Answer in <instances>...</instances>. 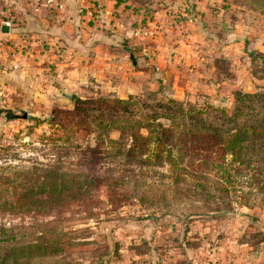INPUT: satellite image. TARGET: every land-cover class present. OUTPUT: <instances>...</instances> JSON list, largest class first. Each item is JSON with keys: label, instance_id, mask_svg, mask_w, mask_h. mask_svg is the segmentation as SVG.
<instances>
[{"label": "rangeland", "instance_id": "rangeland-1", "mask_svg": "<svg viewBox=\"0 0 264 264\" xmlns=\"http://www.w3.org/2000/svg\"><path fill=\"white\" fill-rule=\"evenodd\" d=\"M124 2L135 12L142 11L136 20V25L142 28L145 27L143 19H149L152 12L155 15L164 6L169 26L174 27L176 18L182 23L172 28V32H176L173 34L179 32L181 42L190 47L179 46L181 53L186 54V49L192 55L195 52L191 63L182 65L183 71L178 75L180 86L171 85L169 78L161 82L164 76L155 74L149 79L140 78L139 82L128 81L132 84L129 88L135 92L133 96L154 93L156 97H171L185 105L206 104L229 113L235 92H264V0ZM179 56L175 61L178 65L183 64ZM145 57H135L136 66L151 74L153 65L148 64L149 61L142 63ZM59 59L64 68L69 64L65 56L60 55ZM129 66L126 62V67ZM158 69L161 72L163 68ZM10 74L11 78L0 82V189H9L17 173L56 163L64 152V145L41 139L47 125H37L33 119L44 121L53 108L71 107V99L65 98L69 94L55 92L53 98H40L38 93L42 92L35 84L21 78L19 73ZM104 90L72 95L91 98L103 95ZM111 136L115 138L116 134ZM71 139L72 145H78L80 150L71 148L70 155L62 161L76 163L82 159L76 153L82 155L85 149L82 146L93 142L91 136L79 131H75ZM85 154L88 159L89 151L85 150ZM101 156L99 154L98 158ZM18 182L17 179L12 183ZM232 182L230 191H235L236 198H232L231 193V201L234 200L231 209L224 214L201 210L200 201L186 196L174 198L171 194L166 195V204L161 202L159 206L147 208L151 217L141 220H137L142 215L137 205L117 210L95 208L93 213L97 215L87 218L83 214L67 213L64 231L82 230L80 236L72 234L82 245L66 248L63 254L67 258L57 256L36 260L34 264H264V205H257L260 196L248 198L252 207L239 204L248 190L254 191L258 186H250L243 175ZM189 183L185 185L190 186ZM32 223L30 215L15 217L0 211V225L21 224L26 228L21 231L26 236Z\"/></svg>", "mask_w": 264, "mask_h": 264}, {"label": "trees", "instance_id": "trees-1", "mask_svg": "<svg viewBox=\"0 0 264 264\" xmlns=\"http://www.w3.org/2000/svg\"><path fill=\"white\" fill-rule=\"evenodd\" d=\"M232 103L227 113L154 93L72 95L70 108H53L44 121L33 119L47 125L41 139L63 144L64 152L52 166L17 173L9 189H0V211L30 215L33 221L28 236L21 224L0 225V264L67 258L66 248L82 245L73 235L83 232L64 231L67 213L87 218L97 215L95 208L137 205L141 220L151 217L147 208L165 203L171 194L200 201L201 210L224 214L231 209V193L236 198L232 181L242 175L258 187L248 190L239 204L252 207L248 198L260 196L257 205H264V92H235ZM75 131L91 136L93 143L82 146V155L76 153L79 162L62 161L71 148L80 150L72 145Z\"/></svg>", "mask_w": 264, "mask_h": 264}, {"label": "crops", "instance_id": "crops-1", "mask_svg": "<svg viewBox=\"0 0 264 264\" xmlns=\"http://www.w3.org/2000/svg\"><path fill=\"white\" fill-rule=\"evenodd\" d=\"M59 1L62 11L42 1L0 0V62L4 67L0 82L11 78V72L19 73L41 90V94L37 92L40 98L47 99L53 98L55 92L75 95L103 88V95H134L128 81L139 82L140 78L149 79L155 74L164 76L161 82L169 78L171 85H179L182 65L191 63L195 52L192 55L186 49V54L181 53L179 46L190 47L181 42L179 32H172L180 19L176 18L174 27L169 26L164 6L155 15L152 12L149 19H143L149 35L137 39L133 31L139 27L136 20L141 10L135 12L116 0ZM86 11L91 12L93 19L84 14ZM142 42L145 45H140ZM60 55L69 62L65 68ZM141 55L147 57L142 63L149 61L153 65L150 75L136 66L135 57ZM178 56L183 64H175ZM159 67L163 68L161 72Z\"/></svg>", "mask_w": 264, "mask_h": 264}, {"label": "built area", "instance_id": "built-area-1", "mask_svg": "<svg viewBox=\"0 0 264 264\" xmlns=\"http://www.w3.org/2000/svg\"><path fill=\"white\" fill-rule=\"evenodd\" d=\"M35 1H42L44 5L52 6L55 8L57 11H62L64 9L63 4L59 0H35ZM84 14L89 18L93 19V15L91 14L90 11L84 12ZM5 26H9V23H5ZM136 32L133 33V36L136 37L137 39H142L145 38L146 36L149 35V31H147L145 28L138 27ZM4 67L2 66V63L0 62V71H3ZM194 264H200V263H194Z\"/></svg>", "mask_w": 264, "mask_h": 264}, {"label": "water", "instance_id": "water-1", "mask_svg": "<svg viewBox=\"0 0 264 264\" xmlns=\"http://www.w3.org/2000/svg\"><path fill=\"white\" fill-rule=\"evenodd\" d=\"M65 98H67L68 100L71 99L70 95H65ZM24 118V117H23Z\"/></svg>", "mask_w": 264, "mask_h": 264}]
</instances>
